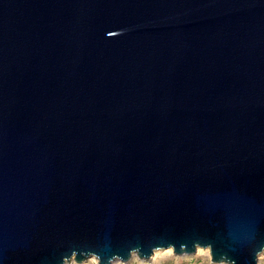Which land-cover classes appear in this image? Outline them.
Returning <instances> with one entry per match:
<instances>
[{"label":"water","instance_id":"water-1","mask_svg":"<svg viewBox=\"0 0 264 264\" xmlns=\"http://www.w3.org/2000/svg\"><path fill=\"white\" fill-rule=\"evenodd\" d=\"M198 248L264 250V0H0V264Z\"/></svg>","mask_w":264,"mask_h":264},{"label":"rangeland","instance_id":"rangeland-1","mask_svg":"<svg viewBox=\"0 0 264 264\" xmlns=\"http://www.w3.org/2000/svg\"><path fill=\"white\" fill-rule=\"evenodd\" d=\"M73 260V259H72ZM71 260V261H72ZM74 264H77L74 262ZM82 264H98L96 257H91ZM113 264H214L208 248H198L193 255H176L173 249H159L154 252L149 260L140 259L133 254L128 262L115 261ZM259 264H264V250L259 255Z\"/></svg>","mask_w":264,"mask_h":264},{"label":"bare ground","instance_id":"bare-ground-1","mask_svg":"<svg viewBox=\"0 0 264 264\" xmlns=\"http://www.w3.org/2000/svg\"><path fill=\"white\" fill-rule=\"evenodd\" d=\"M74 262H75L74 260H72V261H67L66 264H74Z\"/></svg>","mask_w":264,"mask_h":264}]
</instances>
